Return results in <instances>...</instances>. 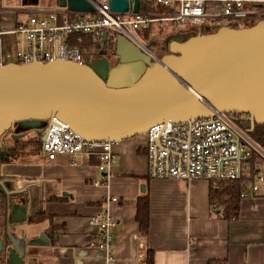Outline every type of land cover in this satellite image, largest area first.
I'll use <instances>...</instances> for the list:
<instances>
[{
  "label": "water",
  "instance_id": "obj_1",
  "mask_svg": "<svg viewBox=\"0 0 264 264\" xmlns=\"http://www.w3.org/2000/svg\"><path fill=\"white\" fill-rule=\"evenodd\" d=\"M72 13H92L86 0H57ZM136 13L140 0H110L111 12ZM102 34L98 55L83 63L49 62L0 64V138L38 130L47 134L55 116L88 141L112 143L145 135L157 123L185 122L213 116L212 108L242 115L251 132L264 124V19L250 26H218L212 31L176 30L167 34L165 53L157 60L123 35H117L112 56ZM15 127H18L15 128ZM0 172V194L7 222L13 228L28 221L24 190L9 188ZM11 182V181H10ZM24 193V194H23ZM12 228V229H13ZM6 264H25L27 242L10 228ZM4 243L0 240V251Z\"/></svg>",
  "mask_w": 264,
  "mask_h": 264
},
{
  "label": "crops",
  "instance_id": "obj_2",
  "mask_svg": "<svg viewBox=\"0 0 264 264\" xmlns=\"http://www.w3.org/2000/svg\"><path fill=\"white\" fill-rule=\"evenodd\" d=\"M218 1L209 2L208 10L216 11L221 5ZM31 4L32 0H0V29L26 23L22 17L37 11ZM41 10L61 12L63 8ZM168 27L165 35L180 30L148 25L140 32L155 38L161 28ZM184 27L181 30L192 28ZM23 46L22 34L0 37L3 52ZM6 134L9 139L1 140L4 152L10 155L21 147L19 142H24L23 147L26 141L37 139L38 130ZM145 145V135L113 143L116 162L107 172L98 170L97 156L81 165L71 164L63 154L48 161L40 155V143L37 152L25 148L15 151L14 157L6 154L9 161L1 158L4 179L11 181L12 188L24 190L27 197L29 220L22 224L25 229L15 232L20 226L16 225L12 231L17 237L24 232L27 242L39 240V234L46 239L27 246L25 264H108L98 246V230L88 222L100 209L115 220L111 229L114 263L109 264H147L149 251L153 257L150 264H264V185L255 194L248 187V196L239 197L237 216H226L224 206L210 198L207 181L149 177ZM243 169L246 176L250 174L248 164ZM103 177L105 183L93 184ZM144 196L148 200L146 234L137 221L138 203ZM112 197L117 200L107 201Z\"/></svg>",
  "mask_w": 264,
  "mask_h": 264
},
{
  "label": "built area",
  "instance_id": "obj_3",
  "mask_svg": "<svg viewBox=\"0 0 264 264\" xmlns=\"http://www.w3.org/2000/svg\"><path fill=\"white\" fill-rule=\"evenodd\" d=\"M93 8L92 13H72L66 8L61 12L37 10L26 23L17 24L12 29H0L4 34H22L24 46L13 51L0 49V64L3 60L17 63L33 61L49 62L62 59L83 63L87 57L93 58L77 43H69L71 34L88 35L91 41L100 45L102 34L106 32V45L113 46L115 37L123 35L153 59L155 56L142 40L140 31L148 25L192 26L188 30L215 29L218 26H250L264 19V0H220L216 11L208 10V3L214 0H140L138 12L132 7L126 13L111 12L110 0H86ZM132 2L133 0H126ZM156 7L166 9L163 12ZM44 14L39 18L37 14ZM183 28H185L183 26ZM162 29V28H161ZM181 30V28H179ZM213 111V116L191 119L185 122L167 120L151 126L146 136L145 154L148 175L159 179H196L207 181L217 187L220 180H239L240 198L248 196L247 188L255 194L264 185V173L253 178L242 179L244 162L249 156L250 147L260 153L258 147L229 113ZM48 131L37 136L40 142V155L52 161L57 155L69 156L71 164H84L91 156H97L98 170L107 172L116 162L115 152L110 141H88L75 133L68 124L55 116L47 121ZM106 182L94 180L93 184ZM116 201L115 197L107 201ZM88 222L99 233V248L106 254V260L114 263L113 234L114 218L107 210L100 209L88 217Z\"/></svg>",
  "mask_w": 264,
  "mask_h": 264
},
{
  "label": "trees",
  "instance_id": "obj_4",
  "mask_svg": "<svg viewBox=\"0 0 264 264\" xmlns=\"http://www.w3.org/2000/svg\"><path fill=\"white\" fill-rule=\"evenodd\" d=\"M204 30L212 31L214 29L211 30L204 29ZM81 35L71 34L69 35L68 40L69 43L71 44L77 43L86 50L84 45L79 43L80 40L79 36ZM237 121L239 122V126L243 130L249 128L248 121H245L243 119L240 120L237 119ZM243 124H246L247 126L243 127ZM15 128L18 129V127ZM247 134L250 137V139L264 152V124L255 125L254 129L251 132H248ZM35 143H37L36 145H38V143L40 142L39 140L38 141L35 140ZM246 164L250 166L251 169V170L249 169L250 174L246 176L244 174L245 170L243 169L242 179L253 178L255 175V170L258 169L260 166H263V168H261L260 170L261 173H264V156L262 153H260L259 151H257L252 147H250L249 156L245 160L244 166H246ZM241 189L242 187L239 180H220L217 183V187L210 188V198L215 197L224 206L226 216L236 217L239 208L238 201H239V194ZM137 221L139 222L141 230L144 232V234H146L148 229V200L146 196L141 198L138 203ZM146 257H147L146 259L147 264H150L153 260L152 252L149 251Z\"/></svg>",
  "mask_w": 264,
  "mask_h": 264
},
{
  "label": "rangeland",
  "instance_id": "obj_5",
  "mask_svg": "<svg viewBox=\"0 0 264 264\" xmlns=\"http://www.w3.org/2000/svg\"><path fill=\"white\" fill-rule=\"evenodd\" d=\"M24 1V0H23ZM25 1H28V0H25ZM34 2V4H31L34 7H36L35 9L36 10H41V9H53V10H59V6L57 5V0H32ZM29 4V3H28ZM21 15H24V14H21ZM39 18H43L44 15H37ZM26 19L28 20L29 19V16L25 15V17L23 16L22 19ZM167 25H171L169 23H165L164 26H167ZM175 26V25H173ZM177 27L176 28H183V26H186V25H181V26H178L176 25ZM170 27L168 28H162V32L157 35V37L155 38H151V37H144V34L143 31L140 32V34L142 35V40L143 42H145L146 46L150 49V51L157 57H160L162 54L165 53V40H166V37H167V34L165 35L163 33V31H167ZM150 29H152V27L150 26ZM79 43H81L82 45H84V47L86 48V52L88 54H91L90 56H97L98 55V51H99V45L93 43L90 39L89 36L87 35H81L79 36ZM107 51V54H108V57L114 62L116 61V58H114L111 54H112V50H113V47L111 45H105L104 47ZM8 63L7 60H3L2 61V64H6ZM239 125V122L236 121ZM258 125H262V124H258ZM247 126L246 124H243V127ZM246 132V131H245ZM248 132H246L247 134ZM4 134L2 136V139L5 138L7 139L10 135L8 134ZM7 137V138H6ZM9 139V138H8ZM36 141H38V139H35ZM35 140H30L29 142H25V145L22 147V144L24 142H19V144H21V147H17L18 149L15 150V151H23L25 148L30 151V152H37L38 149V146H39V143L38 145H36L37 143H35ZM13 151L10 155L7 153V152H4L2 151L1 152V158L4 160V161H9V159L6 158V154H8L10 157H14V155L16 156L17 155V152ZM23 159V158H22ZM17 229H25V226L23 225H20V226H17V228L14 229L15 232H17ZM14 233V232H13ZM0 234L2 235V233L0 232Z\"/></svg>",
  "mask_w": 264,
  "mask_h": 264
},
{
  "label": "flooded vegetation",
  "instance_id": "obj_6",
  "mask_svg": "<svg viewBox=\"0 0 264 264\" xmlns=\"http://www.w3.org/2000/svg\"><path fill=\"white\" fill-rule=\"evenodd\" d=\"M115 63H116V61H114V62L112 61V65ZM234 116L236 118H238V120H240L242 117V115H240V114H234ZM1 138H0V159H1V152L4 151ZM11 185L12 184H10V181H8L7 186L9 188H12ZM9 200L10 199L2 197V195L0 194V232L1 233L6 232L8 228H10L11 230L13 228L12 226H9V224L7 222L8 220H7L6 203H8ZM0 240H2L4 243V249H3V251H0V264H6V262L8 260L7 259L8 255L5 251L6 250L5 248L10 245V240L8 239L6 233H5V239H4V237L0 236Z\"/></svg>",
  "mask_w": 264,
  "mask_h": 264
}]
</instances>
